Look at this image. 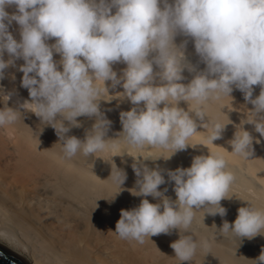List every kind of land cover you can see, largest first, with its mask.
I'll list each match as a JSON object with an SVG mask.
<instances>
[{
  "label": "clouds",
  "instance_id": "clouds-1",
  "mask_svg": "<svg viewBox=\"0 0 264 264\" xmlns=\"http://www.w3.org/2000/svg\"><path fill=\"white\" fill-rule=\"evenodd\" d=\"M9 7L16 11L10 14ZM13 22L20 26L19 41L9 31ZM178 34L192 38L196 54L206 65L188 84L180 82L185 78L183 71L194 68L184 55L187 42L179 47L174 42ZM50 39L55 43H47ZM54 52L61 56L62 70ZM19 59L24 61L19 66L21 86L30 97L23 107L56 130L66 158L77 153L94 156L115 140L105 139L111 121L99 103L108 95L106 81L113 88L122 84L124 92L117 95L135 106L120 113L123 139L141 149H170L167 157L161 155L164 158L196 146L189 142L197 132L190 112L205 129L211 123L208 143L221 139L227 123L210 122L204 109L221 95L231 97L234 88L254 106V116L246 122L254 123L264 136V0H0V80ZM121 62L127 67L118 77L112 66ZM154 64L159 72H154ZM157 76L159 85L154 83ZM254 86L261 88L255 98ZM2 98L6 106L0 109V127L21 118L18 108L7 106L11 93ZM180 101L188 103V111L178 106ZM141 103L144 107L138 111ZM81 116L96 118L83 141L66 135L72 127L81 126L77 119ZM253 139L240 126L230 141L231 152L249 159ZM132 167L138 179L131 192L144 198L137 207L121 209L114 232L121 239L143 244L145 238L178 229L180 238L170 245L175 257L179 264L193 261L198 246L207 248L208 241L198 245L193 235H181V231L191 232L197 210L206 209L203 219L205 213L226 215L221 201L230 197L236 176L228 170L225 157L210 152L195 156L190 167L168 170L175 200L165 196L166 188L160 190L166 180L158 168L137 163ZM110 177L121 191L126 173L116 167ZM148 196L161 202L151 203ZM218 231L224 238L231 234L238 240L264 235V210L250 203L240 207L235 221H225ZM253 261L264 264V249Z\"/></svg>",
  "mask_w": 264,
  "mask_h": 264
},
{
  "label": "bare ground",
  "instance_id": "bare-ground-1",
  "mask_svg": "<svg viewBox=\"0 0 264 264\" xmlns=\"http://www.w3.org/2000/svg\"><path fill=\"white\" fill-rule=\"evenodd\" d=\"M172 2L169 0V3ZM6 11L11 14L16 9L9 7ZM112 11L114 13L115 9ZM9 31L15 39H21L20 26L16 22L10 25ZM185 41L184 55L192 57L187 63L193 66L194 71L185 68V78L180 82L188 84L197 72L206 69V65L196 54L192 38L178 34L174 42L179 47ZM47 43L54 44L55 40L50 39ZM4 59H9L7 53ZM54 60L62 70L60 54L54 52ZM23 63L22 59L16 60L15 66L6 69L4 78L0 80V109L6 106L2 96L11 93L7 106L21 111V118L14 124L0 127L1 230L31 244L49 264H179L170 246L180 238L178 229L170 234L145 238L143 244L121 239L114 232L121 209L137 207L144 198L131 192L138 179L132 165L137 163L149 169L158 168L166 180L160 190L166 188L165 196L174 200V181L169 180L168 170L190 167L195 156L220 153L227 161L228 170L236 176L228 193L230 197L221 201V205L227 209L226 215L221 217L205 213L203 219L206 209L195 212L191 232L183 233L182 230L181 235H193L198 245L206 240L208 247L198 246L193 261L180 264H254L253 260L264 249V235H257L251 240H238L231 234L224 238L218 231L225 221L230 224L235 221L240 207L250 203L252 207L264 210V136L255 130L254 123L246 122L253 118L254 106L245 101L240 90L234 88L231 97L221 95L219 99L208 101L205 106L210 122L227 123L221 139L213 141V144L208 143L211 123L205 129L195 113L190 112L197 121V132L189 142L197 143L196 146H189L170 158H164L170 154V149H141L123 139L120 113L135 106L127 97L117 95L124 92L122 84L113 88L111 81H106L111 99L104 100L110 98L105 94L99 103L101 112L111 121L105 139L115 140H109V147L94 156L85 157L77 153L72 158H66L56 130L23 107L30 102L28 90L21 86L23 73L19 71V66ZM112 67L117 76L122 77L127 65L121 62ZM153 67L154 72L160 71L155 64ZM154 83H161L158 76ZM260 91L259 86H254L253 98ZM178 106L189 110L185 101H180ZM25 107L30 106L26 104ZM143 107L141 103L138 111ZM77 119L81 126L72 127L66 135L76 136L83 141L96 118L81 116ZM64 123L68 124L67 121ZM240 126L254 138L253 154L249 159L231 152L230 141ZM116 167L123 170L127 177L121 191L110 177L112 169L115 171ZM147 199L151 203L161 202L159 198L151 196Z\"/></svg>",
  "mask_w": 264,
  "mask_h": 264
},
{
  "label": "water",
  "instance_id": "water-1",
  "mask_svg": "<svg viewBox=\"0 0 264 264\" xmlns=\"http://www.w3.org/2000/svg\"><path fill=\"white\" fill-rule=\"evenodd\" d=\"M0 264H49L28 242L0 229Z\"/></svg>",
  "mask_w": 264,
  "mask_h": 264
},
{
  "label": "rangeland",
  "instance_id": "rangeland-1",
  "mask_svg": "<svg viewBox=\"0 0 264 264\" xmlns=\"http://www.w3.org/2000/svg\"><path fill=\"white\" fill-rule=\"evenodd\" d=\"M186 57V56H185ZM190 59H192V57L191 56H188V57H186V62H189L190 61ZM174 197L173 198H175L176 199V194H174L173 195ZM174 199V200H175ZM173 200V199H172Z\"/></svg>",
  "mask_w": 264,
  "mask_h": 264
}]
</instances>
